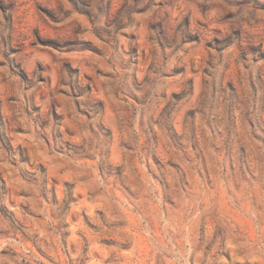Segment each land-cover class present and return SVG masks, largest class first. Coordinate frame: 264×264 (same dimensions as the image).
<instances>
[{
	"label": "rangeland",
	"instance_id": "obj_1",
	"mask_svg": "<svg viewBox=\"0 0 264 264\" xmlns=\"http://www.w3.org/2000/svg\"><path fill=\"white\" fill-rule=\"evenodd\" d=\"M0 264H264V0H0Z\"/></svg>",
	"mask_w": 264,
	"mask_h": 264
}]
</instances>
